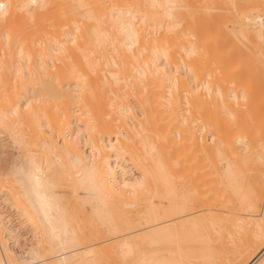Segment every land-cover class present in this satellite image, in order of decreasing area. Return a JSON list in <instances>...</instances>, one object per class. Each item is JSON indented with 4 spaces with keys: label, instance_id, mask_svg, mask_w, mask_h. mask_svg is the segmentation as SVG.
Masks as SVG:
<instances>
[{
    "label": "bare ground",
    "instance_id": "1",
    "mask_svg": "<svg viewBox=\"0 0 264 264\" xmlns=\"http://www.w3.org/2000/svg\"><path fill=\"white\" fill-rule=\"evenodd\" d=\"M259 72L264 0H0V264H264Z\"/></svg>",
    "mask_w": 264,
    "mask_h": 264
},
{
    "label": "rangeland",
    "instance_id": "2",
    "mask_svg": "<svg viewBox=\"0 0 264 264\" xmlns=\"http://www.w3.org/2000/svg\"><path fill=\"white\" fill-rule=\"evenodd\" d=\"M255 80L257 81V83L259 84H264V73L263 72H259L256 76H255ZM7 207V206H6ZM9 210H11V208H8Z\"/></svg>",
    "mask_w": 264,
    "mask_h": 264
}]
</instances>
